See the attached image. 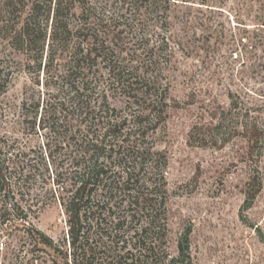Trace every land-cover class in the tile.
Wrapping results in <instances>:
<instances>
[{
    "label": "rangeland",
    "instance_id": "374dc122",
    "mask_svg": "<svg viewBox=\"0 0 264 264\" xmlns=\"http://www.w3.org/2000/svg\"><path fill=\"white\" fill-rule=\"evenodd\" d=\"M172 1L167 23L159 14L142 20L150 47L157 41L161 84L168 86L166 119L147 138L168 190L164 247L178 255L179 242L189 243L185 264H264V0ZM22 16L9 14L7 0H0V66L13 75L0 94V145H13L8 157L21 167L36 163L26 184L13 177L10 196L32 205L29 220L66 246L67 214L50 192L58 185L45 161L52 151L51 159L69 166L71 148L56 150V134L27 128L23 116L24 101L32 113L40 101L41 113L47 100H56L59 65L48 76V46L40 67L39 52L12 40ZM115 101L122 113L130 111L127 101ZM4 218L0 204V226ZM26 232L0 230V264H32L39 252Z\"/></svg>",
    "mask_w": 264,
    "mask_h": 264
},
{
    "label": "trees",
    "instance_id": "16d2710c",
    "mask_svg": "<svg viewBox=\"0 0 264 264\" xmlns=\"http://www.w3.org/2000/svg\"><path fill=\"white\" fill-rule=\"evenodd\" d=\"M172 3L7 0L9 14H26L12 40L39 52L40 67L47 45L48 76L57 61L59 65V73L54 74L61 79L56 100H47L41 113L40 101L33 104L34 113L24 101L27 128L54 132L56 150L71 148L69 166L51 159L52 151L45 161L54 174L53 184L58 185L50 192L67 214L69 245L65 242V246L29 220L27 208L32 205L25 207L10 196L15 192L13 177L15 183L26 184L35 177L36 163L31 160L21 167L8 157L13 145H0V193L4 194L0 204L5 216L0 230L9 235L20 228L27 231L32 250L39 252L31 257L32 264L37 260L40 264H185L190 257L189 243L185 246L183 240L178 255L164 247L168 190L164 175L159 180V157L154 164L155 153L147 144L150 129L166 119L169 102L168 86H162L160 79L159 50L154 49L157 41L150 47L153 38L142 20L159 14L167 23ZM144 51L150 57L143 56ZM12 77L6 66H0V94ZM117 98L127 101L130 111L122 113ZM14 220L19 224L14 225Z\"/></svg>",
    "mask_w": 264,
    "mask_h": 264
}]
</instances>
